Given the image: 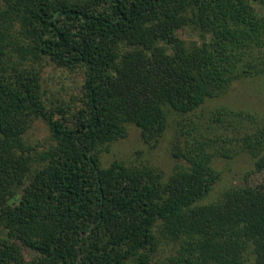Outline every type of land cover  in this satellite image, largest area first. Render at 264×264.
<instances>
[{"label": "trees", "instance_id": "16d2710c", "mask_svg": "<svg viewBox=\"0 0 264 264\" xmlns=\"http://www.w3.org/2000/svg\"><path fill=\"white\" fill-rule=\"evenodd\" d=\"M50 64L81 75L75 102L46 98ZM262 73L264 0H0V264H264V127L196 115ZM171 120V173L103 165L128 124L157 144ZM242 151L259 180L207 201Z\"/></svg>", "mask_w": 264, "mask_h": 264}, {"label": "rangeland", "instance_id": "374dc122", "mask_svg": "<svg viewBox=\"0 0 264 264\" xmlns=\"http://www.w3.org/2000/svg\"><path fill=\"white\" fill-rule=\"evenodd\" d=\"M181 36L185 39L191 38L189 34H182ZM194 37L198 38L196 35ZM41 75L42 88L46 90V98L53 105L76 101L82 81L78 72L50 64L42 69ZM220 109L227 113L243 112L242 123L247 127L257 125L264 127V73L235 81L225 94L208 100L196 111V115L204 123H207L209 118H212L213 113ZM174 136L175 121L173 120L170 121L164 137L157 144L144 143L140 128L134 124H128L126 136L104 148L101 152V160L105 166L110 165L115 160L139 166L148 164L169 174L176 165L184 164L182 159L173 156ZM26 139L31 144H49L51 140H49L47 124L43 120H36L27 133ZM213 166L222 174L206 199L207 201L216 198L229 186L254 184L260 177L259 173L254 172V158L245 151L230 158L217 157ZM173 251L172 245H164L158 251L157 256L158 258L167 257ZM32 254L29 249L25 251L26 257H31Z\"/></svg>", "mask_w": 264, "mask_h": 264}]
</instances>
